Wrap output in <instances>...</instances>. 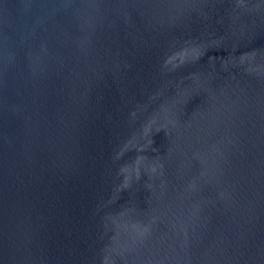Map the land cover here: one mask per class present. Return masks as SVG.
Here are the masks:
<instances>
[{
	"label": "water",
	"instance_id": "95a60500",
	"mask_svg": "<svg viewBox=\"0 0 264 264\" xmlns=\"http://www.w3.org/2000/svg\"><path fill=\"white\" fill-rule=\"evenodd\" d=\"M0 264H264V0H0Z\"/></svg>",
	"mask_w": 264,
	"mask_h": 264
}]
</instances>
